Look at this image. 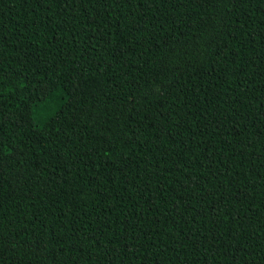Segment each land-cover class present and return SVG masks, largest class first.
Here are the masks:
<instances>
[{
    "label": "trees",
    "instance_id": "trees-1",
    "mask_svg": "<svg viewBox=\"0 0 264 264\" xmlns=\"http://www.w3.org/2000/svg\"><path fill=\"white\" fill-rule=\"evenodd\" d=\"M0 264H264V0H0Z\"/></svg>",
    "mask_w": 264,
    "mask_h": 264
}]
</instances>
